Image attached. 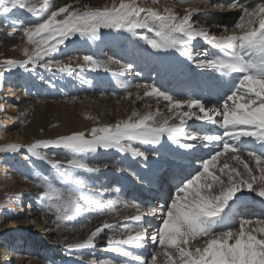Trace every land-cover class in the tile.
<instances>
[{
  "label": "snow or ice",
  "instance_id": "1",
  "mask_svg": "<svg viewBox=\"0 0 264 264\" xmlns=\"http://www.w3.org/2000/svg\"><path fill=\"white\" fill-rule=\"evenodd\" d=\"M146 2L119 0L117 4L113 0L110 6L93 8L60 6L56 0H0V18L12 29L8 35L19 32L22 40L26 38L22 50L25 59L0 60V85L6 73L16 69L35 71V66L71 74L74 61L76 67L112 72L113 76L134 70L133 64L115 59L103 61L85 55L83 63L79 62L80 57L65 63L53 55L74 37L95 42L102 38V29L125 30L154 50H175L194 62L195 42L202 40L215 49L212 54L205 49L197 62L199 68L218 74L202 86L215 95V103L162 90L154 83L126 85L128 98L133 96L131 88L135 87L136 98L141 99L139 90L143 89V96L155 99L157 104L161 100L167 102L166 111L159 107L152 111L151 105H145L149 110L133 111L114 124H99L98 118L89 116L97 119V126L87 133L75 131L27 145L9 143L0 146V153H16L25 148L31 157L51 166L53 174L37 170L25 179L42 189L37 199L44 222L51 216L60 226L84 213L119 215L116 202L93 193L80 175L100 171L99 165L90 162V155L114 149L146 161L149 152L142 146L159 145L166 137L177 149L184 150L181 155L191 157L193 165L187 174L177 172L173 176L175 194L155 206L135 197L126 200L123 208L135 209L133 215L123 216V223L105 219L86 239L69 243L67 248H95L98 239L106 238L107 251L114 257L94 258L91 264H264V218L237 217L235 211L236 204L245 198V191L264 202V0H179L181 4L198 5L185 8L183 14L172 6H141ZM151 3L157 5L159 0ZM209 7L238 15L231 25L213 23L205 27L199 15ZM21 10L31 18L17 16ZM212 29H222L223 34L216 35ZM113 65L117 66L115 71ZM189 121L202 122L206 130L189 132ZM3 127L0 124V138ZM212 127L220 131H213ZM50 147L66 150V160L56 159L55 154L49 157L42 151ZM209 148L212 150L207 157L197 154ZM53 175L64 187L56 186ZM137 180L147 182L139 176ZM157 216L159 224L153 227L151 219ZM149 244L155 248L146 256Z\"/></svg>",
  "mask_w": 264,
  "mask_h": 264
},
{
  "label": "bare ground",
  "instance_id": "2",
  "mask_svg": "<svg viewBox=\"0 0 264 264\" xmlns=\"http://www.w3.org/2000/svg\"><path fill=\"white\" fill-rule=\"evenodd\" d=\"M82 1L79 0L77 3L76 0H56V3L60 6L72 4L73 7H79ZM90 2L102 8L105 5L110 6L113 0ZM160 6H172L176 12L183 14L185 8L198 5L194 2L179 3L176 6L173 0H166L163 3L161 0L157 6L153 4L150 7ZM207 12L211 15L209 16ZM230 12H232L231 21L227 25H231L238 15L237 12ZM221 13L223 12L209 7L199 15L200 22L205 27L213 23L226 24L223 19L221 21ZM17 16L31 18V15L24 10L18 12ZM193 19L196 17L194 16ZM9 31L4 19L0 18V60L25 59L22 50L26 46V38L22 40L20 34L5 43ZM101 31L100 40L92 42L74 37L60 46V51L53 55L55 58L64 55L63 59L58 60L65 63L75 57H80L79 62L83 63L82 57L85 55H92L103 61L115 59L120 60L121 63L133 64L134 70L113 76L112 72L92 70L87 66L76 67L74 61L72 66L75 70L71 74L55 68L48 71L39 66H35V71L16 69L12 73H6L5 80L0 85V97L3 98L0 100V104L3 105V111H0V124L4 126L0 146L9 143L27 145L38 139H55L75 131L87 133L92 127L97 126V119H89V116L98 118L99 124H114L118 120L126 119L133 111L144 113L149 110L145 105H151L152 111H155L156 107L162 112L166 111L167 102L161 100L157 104L155 99L143 96V89L139 90L141 99L136 98L135 87L131 88L133 96L128 98L126 85L154 83L161 86L162 90L174 91L179 81L183 83L191 81L207 93L206 88L202 86L211 77L218 75L211 70L198 67V60L203 58L200 53L205 49L209 54L216 52L202 40L195 42L193 51L197 62H194L175 50H154L139 36H132L125 30L102 29ZM212 31L216 35L223 34L222 29H212ZM72 49H77L75 51L81 54L75 53ZM71 50L74 51L73 55L67 53ZM112 68L115 71L117 66L113 65ZM136 72L140 75H136ZM41 76L44 77L43 80L40 79ZM136 79L138 82L135 83ZM73 97L78 99L73 100ZM215 99L209 96L205 101L211 100L215 103ZM189 124L191 125L189 132L206 130L202 122L189 121ZM212 130L220 131L218 127H212ZM142 147L149 152L146 161L114 149L100 150L90 155V162L99 165L100 171L82 172L80 175L87 181L93 193H101L105 201L116 202V211L119 215L88 213V226H82L83 220L81 221L79 217L60 226H57L54 217L51 216L47 218V222H44L42 213L36 206L35 194L28 193L32 185L26 183L24 177L20 176V171L23 172L25 166L31 170L33 165L45 174H53L54 170L45 161L31 157L25 148H21L16 153H0V264H62L66 259H73L76 264H91L95 248L107 251L106 238L98 239L95 248L80 251L69 250L67 244L83 241L90 231L105 219L120 220L123 223L121 220L123 216H131L135 212V209L123 208V203L133 197L146 201L152 206L163 204L172 193L175 194L176 181L173 176L177 172L182 175L187 174L193 168L191 157L181 155L184 150L177 149L176 145L166 137L159 145ZM209 149H202L197 154L207 157ZM42 151L49 157L55 154V158L62 161L68 157L66 150L61 148L50 147ZM105 164L108 167H104ZM137 176L145 178L147 182H139ZM53 179L61 182L57 176L53 175ZM116 188H120L121 191L116 192ZM108 190H111L112 194H108L110 192ZM124 193H126L125 197H123ZM244 195L245 198L235 206L237 217L264 218V202L261 198L246 191ZM153 220L158 222L159 216L151 219V224L155 227ZM18 221L23 224L13 227L12 224ZM24 243L25 248H22ZM27 246L29 247L26 248ZM154 248V245L149 244L146 256ZM111 254L114 256L113 253ZM55 255L59 256L58 260H55ZM119 259L125 258L119 257Z\"/></svg>",
  "mask_w": 264,
  "mask_h": 264
},
{
  "label": "rangeland",
  "instance_id": "3",
  "mask_svg": "<svg viewBox=\"0 0 264 264\" xmlns=\"http://www.w3.org/2000/svg\"><path fill=\"white\" fill-rule=\"evenodd\" d=\"M91 0H83L80 4H79V7H82V6H84V5H88V6H90V7H93V8H100V6H98V5H95V4H93L92 2H90ZM163 1H166V0H162V3H163ZM174 1V4H176V6H178L179 5V0H173ZM159 2H161V0H159ZM116 3L118 4L119 3V0H116ZM151 5H153L152 3H151V0H147V2L146 3H142V5L141 6H144V7H150ZM158 5V4H157ZM156 5V6H157ZM74 7H76V6H74ZM207 8H205V10H206ZM208 13V12H207ZM230 13H232V12H230V11H227V12H223V13H221L222 14V17H220L221 18V21H222V19H223V21H224V23H226V24H228L230 21H231V17H230ZM233 13H236L235 11L233 12ZM208 15L210 16L211 14L210 13H208ZM224 17V18H223ZM237 17V16H236ZM220 21V22H221ZM8 28H9V30L11 31L12 29L8 26ZM9 31V32H10ZM16 35H20V33L19 32H17L14 36H9V35H7L8 36V40L7 41H5V43L6 42H8V41H11ZM127 42V41H126ZM72 50H77V49H72ZM67 51V53H70V55H73L74 54V51ZM75 53H79V54H81V52H76L75 51ZM60 57V58H59ZM58 58H56V59H63V57H65L64 55H60ZM150 81V80H149ZM136 82H138V80L136 79L135 80V83ZM140 83V82H139ZM138 84V83H137ZM8 129V128H7ZM209 151H211V149H209ZM204 154V153H203ZM38 167H34V165L32 166V168H31V170H29V168L28 167H26L25 166V169H23V172H21L20 171V176H23L24 177V180L26 181V183H31V188H30V190L28 189V193H31V195H34L35 197H36V206H37V208L40 210V206H39V201H38V199H37V197H38V193L40 192V191H42V189H37L36 187H35V185L33 184V182L31 181V180H26L25 179V176H29V177H31V176H33L34 175V173H35V171H37V170H39V168L37 169ZM27 169V170H26ZM26 170V171H25ZM19 174V173H18ZM23 174V175H22ZM31 174V175H30ZM28 181V182H27ZM53 182L56 184V186L57 187H64V184L62 183V182H59V181H57L56 179H53ZM63 184V185H62ZM114 184V181L112 182V185ZM108 191H110L108 194H112V192H111V190H108ZM174 194L172 193L171 194V196H173ZM108 196V195H107ZM126 196V193H124L123 194V197H125ZM88 213H85V214H83V215H81V216H79V218L81 219V221L83 220V223H82V226H88V222H87V219H88V215H87ZM85 216V217H84ZM20 219V218H19ZM85 220V221H84ZM154 222H155V224L154 225H158L159 224V221L157 222V220H153ZM85 222V223H84ZM87 222V223H86ZM18 224L19 225H21V224H23V223H21L20 221H18L17 223H14V224H12V226L13 227H16V226H18ZM111 233H109V235H110ZM29 246H27L26 248H28ZM22 248H25V243H24V245L22 246ZM93 257L95 258V259H106V258H113L114 256L110 253V252H108V251H106L105 249H98V247L97 248H95L94 249V252H93ZM54 257H56V259L55 260H58V258H59V256H54ZM120 260H122V259H120ZM70 261V262H69ZM62 264H76V262L73 260V259H71V260H69V259H66V260H64V262L62 263Z\"/></svg>",
  "mask_w": 264,
  "mask_h": 264
}]
</instances>
